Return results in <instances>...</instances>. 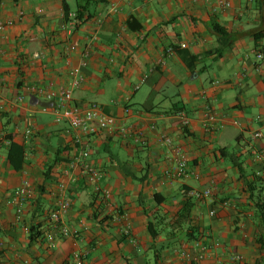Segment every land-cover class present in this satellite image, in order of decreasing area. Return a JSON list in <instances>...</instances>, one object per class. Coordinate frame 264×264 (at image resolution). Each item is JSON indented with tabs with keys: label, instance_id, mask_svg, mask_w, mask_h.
Returning <instances> with one entry per match:
<instances>
[{
	"label": "crops",
	"instance_id": "0c3cea01",
	"mask_svg": "<svg viewBox=\"0 0 264 264\" xmlns=\"http://www.w3.org/2000/svg\"><path fill=\"white\" fill-rule=\"evenodd\" d=\"M79 8L84 22L69 33L67 12ZM70 44L77 50L68 54ZM262 49L264 0H0V139L22 149L16 164L9 141L0 149V264L264 257V221L245 184L264 175ZM40 88L71 89L76 105L98 103L118 127L88 138L56 122L58 101ZM207 111L216 116L209 128ZM25 183L34 195L20 204ZM207 190L183 217L190 193ZM64 200L71 207L57 228L50 215ZM32 226L41 236L31 239ZM190 227L199 241L187 237Z\"/></svg>",
	"mask_w": 264,
	"mask_h": 264
},
{
	"label": "built area",
	"instance_id": "2783aa9c",
	"mask_svg": "<svg viewBox=\"0 0 264 264\" xmlns=\"http://www.w3.org/2000/svg\"><path fill=\"white\" fill-rule=\"evenodd\" d=\"M223 5L229 8L231 5L229 2H224ZM115 10V7H113ZM82 21L79 20L78 14L75 12H69L67 15V31L69 33H73L80 25ZM77 50V47L73 44H70L67 48V53H72ZM40 54H35L34 58L39 59ZM88 54L85 56L83 60V65L87 64ZM263 55H259V59H262ZM78 84V83H77ZM39 93L43 95L47 99L57 100L58 105L54 109L56 122L67 123L72 129L82 133L84 136L90 138L100 134L101 132H113L118 127V121L116 118L105 114L103 108L98 103H92L87 107H81L76 105L73 98V90L71 89H62L61 91H55L47 88L38 89ZM216 120V116L211 112L207 111L206 113V123L207 127L211 126V122L213 123ZM182 124L186 129H189L191 126V121L187 116H183ZM81 137V136H80ZM262 133H255V138H262ZM77 142L82 143L83 140L79 138ZM163 142L167 144L169 147L173 146V139L169 136H163ZM1 149V146H0ZM256 161L261 160V156L257 155ZM188 169V160L186 158H181L179 160V172L178 175L180 177L187 174ZM92 171V170H91ZM93 172V171H92ZM69 187V182H65L62 184L61 188L63 191L67 190ZM98 192H101V189H98ZM211 191L207 190L204 192H192L189 196L200 199L202 197L211 196ZM34 195V191L29 183H25L22 187H20L16 191V201L20 204L23 203L24 200L31 198ZM109 193L105 192V196H108ZM71 207V203L67 200H64L60 203L59 208L53 211L50 215L51 223L55 226L60 225L61 217L63 213L69 211ZM22 212V210H20ZM214 215V212L211 213ZM60 231L63 236L67 237L71 234L70 230L67 227H60ZM237 260L241 261L242 257L237 256ZM79 264H82L81 262Z\"/></svg>",
	"mask_w": 264,
	"mask_h": 264
},
{
	"label": "trees",
	"instance_id": "16d2710c",
	"mask_svg": "<svg viewBox=\"0 0 264 264\" xmlns=\"http://www.w3.org/2000/svg\"><path fill=\"white\" fill-rule=\"evenodd\" d=\"M86 8H79V10L75 13L78 14V18L79 20L82 21V23L84 22L86 13H85ZM69 12H67L68 14ZM90 18V16H88ZM216 33L219 34H223L224 33V29L222 27L217 26L215 28ZM260 35H255V39L256 40H260ZM260 53L263 55V58L261 60L264 59V49H262L260 51ZM7 140L10 143V147H9V156L8 159L11 162V164H16L18 161L15 160V158L18 159V155H20L22 149L20 147H18V145L14 142L13 137L8 136L6 137V139H0V146L2 147L4 145V141ZM22 155V153H21ZM22 161V158H21ZM231 161L240 169L242 176L245 177L246 172L244 170V168H242V164L239 162L238 158H236L235 156H231ZM245 184L248 188V192L251 195V200L255 201L256 203V207L255 209L258 210L261 214V217L263 218L264 221V175L261 173L259 175L254 174L253 178L250 180L247 177H245ZM195 197H188L184 203V206L181 210V212L183 213V217L188 218L196 203L194 202ZM205 197H202L200 199H203ZM51 221V220H50ZM154 226L151 224L149 226L151 234L153 236L154 239L158 238V236L160 235V231L156 230L153 228ZM31 232V239H34L36 237L41 236L40 230L38 226H32L30 229ZM188 232H190L191 234H187V237L191 240H195V241H199L200 239V233L198 231L197 228H192L190 227ZM258 243L264 247V235H261L258 237ZM159 256V254H158ZM255 264H264V257L259 258Z\"/></svg>",
	"mask_w": 264,
	"mask_h": 264
}]
</instances>
